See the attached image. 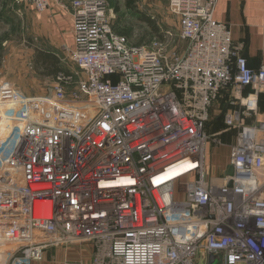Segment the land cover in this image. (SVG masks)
<instances>
[{"label": "built area", "instance_id": "1", "mask_svg": "<svg viewBox=\"0 0 264 264\" xmlns=\"http://www.w3.org/2000/svg\"><path fill=\"white\" fill-rule=\"evenodd\" d=\"M50 1L16 0L37 14ZM217 1L168 0L178 36L134 46L103 0H70L62 49L78 77L58 75L44 97L0 84V264L70 246L87 250L61 264H264V124L251 126L264 67L250 69L213 19ZM225 92L237 135L219 176L205 166L207 143L221 145L205 125ZM186 163L197 167L157 186Z\"/></svg>", "mask_w": 264, "mask_h": 264}, {"label": "rangeland", "instance_id": "2", "mask_svg": "<svg viewBox=\"0 0 264 264\" xmlns=\"http://www.w3.org/2000/svg\"><path fill=\"white\" fill-rule=\"evenodd\" d=\"M15 1L3 0L1 1V5L9 7L15 4ZM103 1L106 5L107 16L113 30L126 38L131 45L149 46L153 40L160 39L152 32V24H155L161 33L170 31L178 36V22L167 12L168 0H138L136 7L132 10L124 6V0ZM17 4L18 6L13 5L15 9L12 10L11 16L5 15V18L9 19V21L4 25L0 24V84L10 82L15 84L28 97H44L50 94L52 89L58 84V80L57 78H47L42 75L41 71L36 69L37 66L34 59L37 52L42 51L56 54L64 70L72 75L76 74L77 77L80 73L63 49H56L36 36L37 29L25 19V12H23V9L27 11H31V9L27 6H21L23 5L21 3ZM19 11L22 14H19ZM145 18L149 19L152 24L147 23ZM72 43L71 41L68 46L71 47ZM176 43L174 50L178 53L182 52L185 48L184 41L177 38ZM167 51L171 52L173 49L169 48ZM70 91L71 88H65V92L69 93ZM217 104L219 103L217 102ZM210 125L212 128L217 125H223L225 128H228L224 120L222 122L214 120ZM227 137L230 138L231 133H227ZM214 138L221 145L223 144L218 137ZM207 145V162H209L210 156H212L213 161L216 160V150L211 149V142H208ZM83 249L87 250V248L82 246H70L66 249L51 250L50 254L48 253L49 256H46L45 262L42 264H51L52 256L56 259V264H61L66 258L69 260H79V255H85L81 253Z\"/></svg>", "mask_w": 264, "mask_h": 264}, {"label": "crops", "instance_id": "3", "mask_svg": "<svg viewBox=\"0 0 264 264\" xmlns=\"http://www.w3.org/2000/svg\"><path fill=\"white\" fill-rule=\"evenodd\" d=\"M0 0V24H6L9 19L5 15L13 13L15 4L6 7L1 5ZM27 6V5H21ZM30 10H24L25 19L32 23L37 29L36 36L41 41H46L52 47L62 50L63 47H69L68 44L73 42L72 37V9L70 1L51 0L47 10L37 14L32 7L27 6ZM11 9V11H9ZM19 14H22L19 11ZM6 16V17H7ZM213 19L226 25L231 33V39L236 45H241V55L245 58L250 69L256 71L264 67V0H218L214 11ZM69 40V38H71ZM56 55V54H55ZM248 92V91H246ZM230 99L229 93L225 92L215 102L209 111V119L205 125V132L211 138L218 137L222 141V145H214L211 143V149L216 150V160L213 161L212 156L207 162L208 145L206 146L205 166L207 172L214 171L221 176L227 169L230 156V146L235 142L237 129L225 128L223 125H217L213 128L211 123L214 120L222 122L226 112L230 106L227 104ZM258 115L251 116V126L258 123L264 124V93L258 98ZM232 130H234L232 132ZM227 133H231V137H227ZM208 144V143H207ZM50 254V253H49ZM47 253L46 256L48 257Z\"/></svg>", "mask_w": 264, "mask_h": 264}, {"label": "trees", "instance_id": "4", "mask_svg": "<svg viewBox=\"0 0 264 264\" xmlns=\"http://www.w3.org/2000/svg\"><path fill=\"white\" fill-rule=\"evenodd\" d=\"M137 2L138 0H124V6L132 10L136 7ZM146 20L147 23L152 24L149 19ZM152 32L156 34L157 37H162L161 31H159V28L155 24H152ZM34 62L37 66L36 69L41 71L42 75L47 78H56L58 75L69 73L62 67L59 57L53 53L39 51L35 56Z\"/></svg>", "mask_w": 264, "mask_h": 264}, {"label": "bare ground", "instance_id": "5", "mask_svg": "<svg viewBox=\"0 0 264 264\" xmlns=\"http://www.w3.org/2000/svg\"><path fill=\"white\" fill-rule=\"evenodd\" d=\"M196 165L194 164H183L180 166H177L173 169H170L168 171H166L164 174H162L161 176H159V178H157L155 180V183L157 184V186L160 185H164L166 183H169L183 175H186L192 171H194V169H196ZM129 183V182H128Z\"/></svg>", "mask_w": 264, "mask_h": 264}, {"label": "water", "instance_id": "6", "mask_svg": "<svg viewBox=\"0 0 264 264\" xmlns=\"http://www.w3.org/2000/svg\"><path fill=\"white\" fill-rule=\"evenodd\" d=\"M229 186H231V182L229 183ZM207 264H217V258L214 255H211L208 257Z\"/></svg>", "mask_w": 264, "mask_h": 264}]
</instances>
